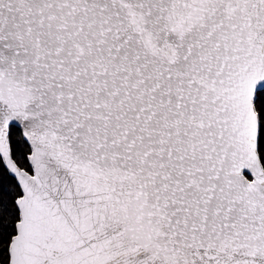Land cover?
<instances>
[{
    "label": "snow or ice",
    "instance_id": "obj_1",
    "mask_svg": "<svg viewBox=\"0 0 264 264\" xmlns=\"http://www.w3.org/2000/svg\"><path fill=\"white\" fill-rule=\"evenodd\" d=\"M0 264H264V0H0Z\"/></svg>",
    "mask_w": 264,
    "mask_h": 264
}]
</instances>
